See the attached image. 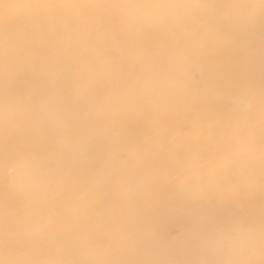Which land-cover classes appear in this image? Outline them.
Segmentation results:
<instances>
[{
  "label": "snow or ice",
  "instance_id": "snow-or-ice-1",
  "mask_svg": "<svg viewBox=\"0 0 264 264\" xmlns=\"http://www.w3.org/2000/svg\"><path fill=\"white\" fill-rule=\"evenodd\" d=\"M0 264H264V0H0Z\"/></svg>",
  "mask_w": 264,
  "mask_h": 264
}]
</instances>
